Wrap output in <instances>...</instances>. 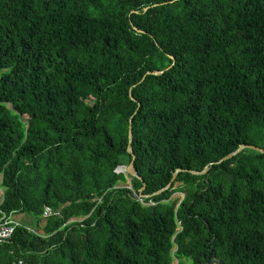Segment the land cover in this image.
<instances>
[{
  "label": "trees",
  "instance_id": "obj_1",
  "mask_svg": "<svg viewBox=\"0 0 264 264\" xmlns=\"http://www.w3.org/2000/svg\"><path fill=\"white\" fill-rule=\"evenodd\" d=\"M240 146L264 0H0V264H264V155L217 163Z\"/></svg>",
  "mask_w": 264,
  "mask_h": 264
},
{
  "label": "water",
  "instance_id": "obj_2",
  "mask_svg": "<svg viewBox=\"0 0 264 264\" xmlns=\"http://www.w3.org/2000/svg\"><path fill=\"white\" fill-rule=\"evenodd\" d=\"M130 136H131V127H130V125H129V127H128V137L130 138ZM245 149H248V150L254 151V152H256V153H259V154H261V155H264V150H263V149H259V148L254 147V146H240V147H239L237 150H235L233 153H231V154H229V155H227V156L222 157L220 160L217 161V163H220L221 161L227 160V159H229V158L231 159L232 157H234V156L237 155L239 152H241L242 150H245ZM128 151L131 153L132 161L129 163V165H127V166H122V167H121V170H122L124 173H127L128 175H130L131 177H135V178L141 180L139 174H137L136 170H135L134 167H133L134 155H133V152H132V150H131L130 147H128ZM207 170H208V166H206V167L203 169L202 172L190 171V173L193 174V175H201V174L206 173ZM179 171H181V170H176V172L173 174V176H172V178H171L170 183H168L164 188L158 190L156 193H154V195L159 194V193H161V192L167 190V189L171 186V184H172V182H173L175 176L177 175V173H178ZM144 187H145V185L142 184V187L139 189V196H140L141 198L144 196L143 193H142ZM145 197H147V196H145Z\"/></svg>",
  "mask_w": 264,
  "mask_h": 264
},
{
  "label": "built area",
  "instance_id": "obj_3",
  "mask_svg": "<svg viewBox=\"0 0 264 264\" xmlns=\"http://www.w3.org/2000/svg\"><path fill=\"white\" fill-rule=\"evenodd\" d=\"M1 198H2V194L0 189V201ZM135 198L137 200H141L140 196H135ZM52 214H55L56 216L57 212H54L50 207H46V209L43 212V217L48 218L52 216ZM17 226H19L18 221L5 216V214L0 210V243L7 242L11 238L14 229ZM13 264H35V263H27L19 259L17 261H14Z\"/></svg>",
  "mask_w": 264,
  "mask_h": 264
},
{
  "label": "rangeland",
  "instance_id": "obj_4",
  "mask_svg": "<svg viewBox=\"0 0 264 264\" xmlns=\"http://www.w3.org/2000/svg\"><path fill=\"white\" fill-rule=\"evenodd\" d=\"M121 167H122V166L117 167V169H116L115 171H116V172H119V173H124V172L121 170ZM176 197L181 198L182 195L179 194V193H175V194L172 195V199H174V198H176ZM19 221H20V220H19ZM28 224H29V221H28ZM37 233L42 234L43 232H42L41 230H40V231L37 230ZM172 264H176V260H175Z\"/></svg>",
  "mask_w": 264,
  "mask_h": 264
},
{
  "label": "crops",
  "instance_id": "obj_5",
  "mask_svg": "<svg viewBox=\"0 0 264 264\" xmlns=\"http://www.w3.org/2000/svg\"><path fill=\"white\" fill-rule=\"evenodd\" d=\"M10 218L19 222V220H21V218H22V213L12 214V216H10Z\"/></svg>",
  "mask_w": 264,
  "mask_h": 264
}]
</instances>
